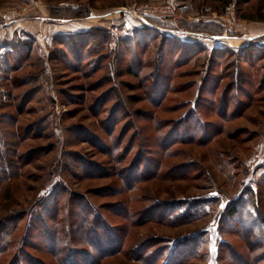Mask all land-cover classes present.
<instances>
[{
  "label": "rangeland",
  "instance_id": "1",
  "mask_svg": "<svg viewBox=\"0 0 264 264\" xmlns=\"http://www.w3.org/2000/svg\"><path fill=\"white\" fill-rule=\"evenodd\" d=\"M147 5L171 15L122 12ZM0 12L35 24L0 56V227L12 221L14 242L0 264L65 262L30 226L56 193L68 228L77 201L113 226L160 207L188 222L142 220L101 264H144L128 257L139 249L148 264H264V39L225 43L264 25V0H0ZM122 176L141 182L129 191Z\"/></svg>",
  "mask_w": 264,
  "mask_h": 264
},
{
  "label": "trees",
  "instance_id": "2",
  "mask_svg": "<svg viewBox=\"0 0 264 264\" xmlns=\"http://www.w3.org/2000/svg\"><path fill=\"white\" fill-rule=\"evenodd\" d=\"M146 29L148 31L156 32L155 29L150 27H147ZM92 34L93 32L79 33L69 36V39H72V41L75 42L81 38V41H83L86 38H89ZM123 157L124 155H120L117 160L118 164L123 162ZM122 172H126L128 175L130 174L132 177L138 174L137 171L134 172L133 170L132 172V169L129 168H122L119 170V173ZM144 178L145 176H143L141 179ZM122 180L129 191L134 190L135 186L141 182L140 180L135 179H125L124 176H122ZM57 195L58 194L56 193L55 196L50 200L48 206L44 210L43 215H40L34 221H31L30 226L32 228L38 227L40 229L42 232L41 235H44V243L49 249L51 256L55 259H58V256L61 257V259H58V263L60 260L64 259L65 262L63 264H101L109 257L122 254L126 240L124 235H126V233H128L132 227L139 225L140 221L142 220L147 223L157 222L158 224L173 223L174 225H180L182 223H188L183 222L184 220H182V216H177L176 218L172 219L170 216L168 217L164 211L158 212V210L161 209L160 207L139 214H135L131 210L126 209L124 220L126 221L125 224H122L123 226L121 224L113 226L104 218L102 214H98L97 212L93 211V208H91L89 205L83 202L78 203L77 201L76 204H72V207L74 205L79 214H75L73 210L70 211L69 222L75 221V226L68 228V223L63 220L59 221L60 217H62V207H60L59 204L60 196ZM81 200H84V198ZM237 216V209H231L229 211L230 218H235ZM22 219L23 218L19 216L14 217L13 222L16 221L19 223V221L21 222ZM11 227L12 221H6V223L0 227V253H6L9 252V250L12 251V243L14 242H12L10 239L12 234ZM28 244L32 247H35L36 245L33 241L29 242ZM143 255L144 254L141 249L128 253V257L132 261H139L143 262L144 264H148V260L151 256L143 258ZM25 262L27 261H24V263ZM31 264L43 263L35 261Z\"/></svg>",
  "mask_w": 264,
  "mask_h": 264
},
{
  "label": "crops",
  "instance_id": "3",
  "mask_svg": "<svg viewBox=\"0 0 264 264\" xmlns=\"http://www.w3.org/2000/svg\"><path fill=\"white\" fill-rule=\"evenodd\" d=\"M41 19L44 22H47V21L48 22L52 21L55 23L62 22L57 19H53L51 17H46V16H42ZM37 20L39 19L38 18H35L33 20L31 19V21L34 23L37 22ZM32 24H30L28 20H26L25 17H21V16L18 17V16L7 15L4 18H1L0 19V48L5 47V46H10L12 39L22 29L23 30L26 29L25 31L30 32L31 30H28V29L35 27V24H33L34 26H32ZM147 24L152 29H159V27H156L155 25L151 23L147 22ZM250 33L251 34H244L242 36H236V37H230V38L227 37L225 39V43L228 44V46L230 45L235 48L241 47L243 49L250 42L252 43L255 40L264 39V25H262L261 27H257L255 29V32H250ZM212 39L218 42L222 40L221 37H212Z\"/></svg>",
  "mask_w": 264,
  "mask_h": 264
},
{
  "label": "built area",
  "instance_id": "4",
  "mask_svg": "<svg viewBox=\"0 0 264 264\" xmlns=\"http://www.w3.org/2000/svg\"><path fill=\"white\" fill-rule=\"evenodd\" d=\"M228 11L230 12L231 10L228 9ZM122 12L127 13V14H129V15H131V16L139 19V20H146L152 16L162 15L164 17H166V16L169 17L171 15L172 11L170 10V8H167V7L158 9V8L147 5V6H141L138 8H136V7L129 8V9L123 8ZM7 15H11V14L0 12V19L4 18ZM233 21L236 23L235 18ZM13 52H14V50L11 46H5V47L0 48V56H6V55L13 53Z\"/></svg>",
  "mask_w": 264,
  "mask_h": 264
},
{
  "label": "bare ground",
  "instance_id": "5",
  "mask_svg": "<svg viewBox=\"0 0 264 264\" xmlns=\"http://www.w3.org/2000/svg\"><path fill=\"white\" fill-rule=\"evenodd\" d=\"M55 18V17H54Z\"/></svg>",
  "mask_w": 264,
  "mask_h": 264
}]
</instances>
